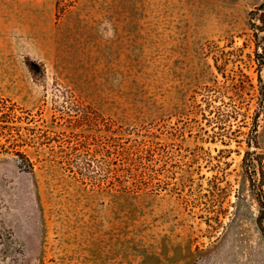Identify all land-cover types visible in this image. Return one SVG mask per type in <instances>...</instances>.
Masks as SVG:
<instances>
[{"label":"rangeland","instance_id":"obj_1","mask_svg":"<svg viewBox=\"0 0 264 264\" xmlns=\"http://www.w3.org/2000/svg\"><path fill=\"white\" fill-rule=\"evenodd\" d=\"M246 151L264 0H0V264H264Z\"/></svg>","mask_w":264,"mask_h":264},{"label":"trees","instance_id":"obj_2","mask_svg":"<svg viewBox=\"0 0 264 264\" xmlns=\"http://www.w3.org/2000/svg\"><path fill=\"white\" fill-rule=\"evenodd\" d=\"M262 20V19H260ZM245 173L253 183V193L259 206L256 223L264 233V153L246 151L242 159Z\"/></svg>","mask_w":264,"mask_h":264}]
</instances>
